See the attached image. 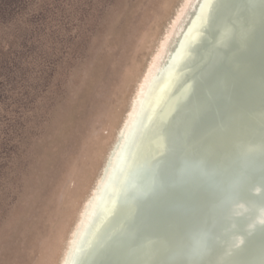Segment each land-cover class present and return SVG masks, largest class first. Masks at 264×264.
Listing matches in <instances>:
<instances>
[{"label": "rangeland", "instance_id": "rangeland-1", "mask_svg": "<svg viewBox=\"0 0 264 264\" xmlns=\"http://www.w3.org/2000/svg\"><path fill=\"white\" fill-rule=\"evenodd\" d=\"M183 2L31 0L0 23V264L63 263Z\"/></svg>", "mask_w": 264, "mask_h": 264}, {"label": "bare ground", "instance_id": "bare-ground-1", "mask_svg": "<svg viewBox=\"0 0 264 264\" xmlns=\"http://www.w3.org/2000/svg\"><path fill=\"white\" fill-rule=\"evenodd\" d=\"M209 1L184 0L171 21L138 84L62 264H72L76 249L83 248L78 240L87 218L113 198L118 177L108 190L110 171L115 164L126 167L125 157L138 138L131 140L130 135L139 129L137 120L163 111L153 109L160 85L201 19L198 11ZM253 2L257 9L237 2L245 21L210 45L213 71L191 84L170 125L172 138L166 136L164 143L155 145L157 153L167 156L156 170H149L154 177L143 200L136 198L142 208L134 216L128 211L136 221L124 225L127 230L118 234L103 264H264V226H256L264 221V0ZM204 23L201 19L200 25ZM194 64L185 66L183 73ZM147 102L148 108L141 112ZM149 148L138 163L152 159ZM107 226L112 230L115 223ZM238 236L244 238L239 249Z\"/></svg>", "mask_w": 264, "mask_h": 264}, {"label": "water", "instance_id": "water-1", "mask_svg": "<svg viewBox=\"0 0 264 264\" xmlns=\"http://www.w3.org/2000/svg\"><path fill=\"white\" fill-rule=\"evenodd\" d=\"M240 1L241 0H210L206 8L203 6V8L198 11V18H201L202 20L204 19V25H200L201 19L195 23L196 26L192 36L183 43L177 53L174 64H172V66L166 71L168 76L162 82V85H160L161 87L158 96L160 93L161 95L159 99L158 97L156 99L154 98L155 103L153 109L156 110L162 108L163 111H151L145 116L144 120H137V123L140 122L139 129L130 135L131 140L135 135L138 138L136 139V143H134L130 154L128 153L125 157L128 159L126 167H122V164H115V167H112L110 171L113 176L109 181L110 183H108V190H110L115 177H118L113 192V198L109 201L108 206L102 210L95 209V211L92 212L93 216L90 215V217L87 218L88 223L81 232L82 238L80 236L78 240V245L81 244L83 248L80 252L77 250L78 248L76 249L71 257V259L73 258L72 264H103L106 260L104 255L107 257V253L115 242L118 234L122 233L124 228H127L124 225L129 221H136V217L133 218L134 211L136 214L138 213V210L142 208L136 198L138 199L139 197V199L143 200L145 194L144 191L154 177L152 173L153 171L149 170H156V166L159 162L163 161L167 156L164 154L162 155V151L157 153L156 150H158V147L156 148L155 145H158V142L159 144L164 143L166 136L172 138L170 125L176 112H178L181 107L180 104L183 96L185 97L190 86H192L191 84L196 82V79L201 74L208 73L211 70L213 71V63L210 57V45L214 43L218 36L225 34L229 29L235 26H241L243 23L242 21H245L246 18L243 15L242 8L237 6V2ZM242 1L245 5L251 4L249 6L257 9V4L255 3V6L253 0ZM227 2L229 3L227 4ZM234 2V6H228L230 3ZM216 5L217 9L215 8ZM257 12H259V10H257ZM192 63H195L193 68L183 73L184 67ZM160 67L158 68V72H161L163 69V66ZM176 77L178 78L176 83L171 86L173 79ZM159 78V76L156 77L153 89ZM149 104L150 103L147 102L145 107L143 106L140 111H145ZM186 111L189 112L190 109H186ZM147 147H150V151L154 152L152 159L138 163L141 155L145 152ZM127 148V146L123 148V154ZM261 190L262 189H256L254 187V192L257 194H260ZM102 194L104 193L102 192L101 196ZM105 195L103 196L105 197ZM127 207L128 210H126L125 213L120 212L122 208ZM129 209L131 210V214L133 213V216L128 215ZM262 209L263 207L260 210ZM147 217L156 219V215L148 214ZM110 222L115 223V227L112 230H108L107 225ZM262 223H257L259 224L256 225L258 229L264 226V221ZM238 237L240 239L238 238L236 246L239 249L244 243V238L242 236Z\"/></svg>", "mask_w": 264, "mask_h": 264}, {"label": "trees", "instance_id": "trees-1", "mask_svg": "<svg viewBox=\"0 0 264 264\" xmlns=\"http://www.w3.org/2000/svg\"><path fill=\"white\" fill-rule=\"evenodd\" d=\"M34 1V0H32ZM31 0H0V23H7L13 20L17 14L23 13L28 10L30 7ZM26 38H22L21 41L23 45H27L25 42ZM10 59H4L2 62V67L4 69V75L9 77L10 79L13 77L12 67H9Z\"/></svg>", "mask_w": 264, "mask_h": 264}]
</instances>
